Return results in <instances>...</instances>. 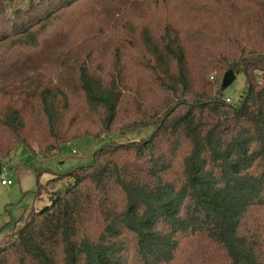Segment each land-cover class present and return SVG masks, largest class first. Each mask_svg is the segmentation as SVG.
Masks as SVG:
<instances>
[{
  "label": "trees",
  "instance_id": "obj_1",
  "mask_svg": "<svg viewBox=\"0 0 264 264\" xmlns=\"http://www.w3.org/2000/svg\"><path fill=\"white\" fill-rule=\"evenodd\" d=\"M147 126L43 183L32 168L48 202L0 264H264V0H0V171L18 146L41 163Z\"/></svg>",
  "mask_w": 264,
  "mask_h": 264
},
{
  "label": "rangeland",
  "instance_id": "obj_2",
  "mask_svg": "<svg viewBox=\"0 0 264 264\" xmlns=\"http://www.w3.org/2000/svg\"><path fill=\"white\" fill-rule=\"evenodd\" d=\"M210 79V77H209ZM212 81V78L210 79ZM244 77L240 72L222 90L224 98L231 104L238 103L243 90ZM151 126L141 128H127L107 135L104 139L95 140L84 137L63 144L60 153L53 155L43 162L36 156L29 154L25 148L18 146L3 160V167L10 172V185L0 184V244L12 229L13 224L31 208H39L48 201L44 195L39 199L34 196L35 174L34 167L40 166L41 173L38 181L43 183L52 175L65 174L75 167L88 164L90 155L101 144L124 143L138 141L152 133ZM17 170V171H15ZM65 180H59L56 187H60Z\"/></svg>",
  "mask_w": 264,
  "mask_h": 264
},
{
  "label": "built area",
  "instance_id": "obj_3",
  "mask_svg": "<svg viewBox=\"0 0 264 264\" xmlns=\"http://www.w3.org/2000/svg\"><path fill=\"white\" fill-rule=\"evenodd\" d=\"M212 77H210L211 79ZM225 102H230V100L228 98H223ZM8 171L6 170V168L2 167L1 171H0V184L1 185H10L11 184V180L7 177Z\"/></svg>",
  "mask_w": 264,
  "mask_h": 264
},
{
  "label": "water",
  "instance_id": "obj_4",
  "mask_svg": "<svg viewBox=\"0 0 264 264\" xmlns=\"http://www.w3.org/2000/svg\"><path fill=\"white\" fill-rule=\"evenodd\" d=\"M234 78L233 73L228 70L223 74L222 80H221V86L224 87L225 85L229 84L232 79Z\"/></svg>",
  "mask_w": 264,
  "mask_h": 264
},
{
  "label": "crops",
  "instance_id": "obj_5",
  "mask_svg": "<svg viewBox=\"0 0 264 264\" xmlns=\"http://www.w3.org/2000/svg\"><path fill=\"white\" fill-rule=\"evenodd\" d=\"M15 171H17V170H15ZM2 186H6V185H2Z\"/></svg>",
  "mask_w": 264,
  "mask_h": 264
}]
</instances>
